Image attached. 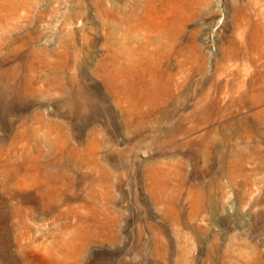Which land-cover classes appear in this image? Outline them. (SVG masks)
<instances>
[{
  "label": "rangeland",
  "instance_id": "obj_1",
  "mask_svg": "<svg viewBox=\"0 0 264 264\" xmlns=\"http://www.w3.org/2000/svg\"><path fill=\"white\" fill-rule=\"evenodd\" d=\"M0 264H264V0H0Z\"/></svg>",
  "mask_w": 264,
  "mask_h": 264
}]
</instances>
